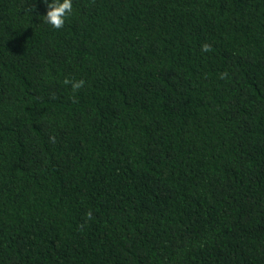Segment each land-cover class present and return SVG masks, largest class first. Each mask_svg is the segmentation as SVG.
<instances>
[{
    "label": "trees",
    "instance_id": "1",
    "mask_svg": "<svg viewBox=\"0 0 264 264\" xmlns=\"http://www.w3.org/2000/svg\"><path fill=\"white\" fill-rule=\"evenodd\" d=\"M72 4L0 0V264H264V0Z\"/></svg>",
    "mask_w": 264,
    "mask_h": 264
},
{
    "label": "clouds",
    "instance_id": "2",
    "mask_svg": "<svg viewBox=\"0 0 264 264\" xmlns=\"http://www.w3.org/2000/svg\"><path fill=\"white\" fill-rule=\"evenodd\" d=\"M42 2L46 5L47 12L46 15H44L43 21L47 24H49L53 29L59 30L64 27L66 18L71 15L73 11V4L72 0H51V3H48V0H42ZM26 12L32 13L34 11L33 7H28L25 9ZM211 45L209 44H203L201 46L202 52H210ZM226 73L221 74V79H224L226 77ZM64 85H70L71 90L73 93V101L75 102L76 97L75 93L78 92L85 84L83 80H73L65 78L63 80ZM52 142H55L54 138H50ZM88 218H91V212L87 214Z\"/></svg>",
    "mask_w": 264,
    "mask_h": 264
}]
</instances>
